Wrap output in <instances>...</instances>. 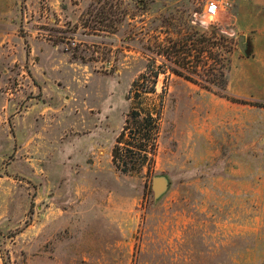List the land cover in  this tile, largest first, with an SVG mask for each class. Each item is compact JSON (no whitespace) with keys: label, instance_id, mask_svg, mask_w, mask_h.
Here are the masks:
<instances>
[{"label":"rangeland","instance_id":"1","mask_svg":"<svg viewBox=\"0 0 264 264\" xmlns=\"http://www.w3.org/2000/svg\"><path fill=\"white\" fill-rule=\"evenodd\" d=\"M13 2L0 264H264V0L207 29L198 0ZM141 144L145 161H118L140 171L118 169L114 147ZM157 175L170 187L154 201Z\"/></svg>","mask_w":264,"mask_h":264},{"label":"trees","instance_id":"2","mask_svg":"<svg viewBox=\"0 0 264 264\" xmlns=\"http://www.w3.org/2000/svg\"><path fill=\"white\" fill-rule=\"evenodd\" d=\"M176 75H178V76H183V74H181L180 72H174ZM157 74L155 73L154 75H153V77H154V79H156L157 78ZM184 78L185 79H187V80H189V78L187 77V76H184ZM152 83H153V85H152V87L151 88H142L140 91L142 92V93H154V91H155V80H153L152 81ZM206 90H208V88H205ZM154 118H151V116H148L147 118H146V121L148 122V124H151L152 122H154V120H153ZM147 124V123H146ZM146 127H147V125H145L144 127H142V128H140V129H138V128H136V130L134 131V136L136 135V136H138V135H142L141 136V140L142 141H144V140H148L149 139V136H148V134H144L146 131ZM153 129L155 130V133H154V137H153V139H155V135H156V132H157V125H155L154 127H153ZM143 131H144V133H143ZM143 133V134H142ZM120 139H122V138H120ZM154 146V144H152V147ZM148 148H147V146L146 145H139L138 146V148H137V150H138V152L137 153H133L132 152V150H128V149H124V150H122L121 152H120V148H119V146H115L114 147V149H113V151H112V159H113V162H114V164L116 165V167L118 168V169H120L122 172H124V173H127V172H130V171H140V168L139 167H137V168H131V167H129V166H127V163L125 162L124 164H122V166H121V164H119L118 163V161L120 160V159H122V161L124 160V159H132V158H134L135 156H136V158H138V159H140L141 158V160L142 161H145L146 159H147V157H148V154L150 153L148 150H147ZM152 153V152H151ZM125 161V160H124Z\"/></svg>","mask_w":264,"mask_h":264},{"label":"built area","instance_id":"3","mask_svg":"<svg viewBox=\"0 0 264 264\" xmlns=\"http://www.w3.org/2000/svg\"><path fill=\"white\" fill-rule=\"evenodd\" d=\"M248 1L249 0H198L196 6L199 9L198 11L193 12L192 14L193 18L191 19V22L193 23V21H195V23L193 24L200 26L199 17H202L205 14L212 15L210 9L213 4L215 5V16L213 19L214 21L217 18L219 12L229 10L235 5L246 3ZM212 22L209 23V26L212 24Z\"/></svg>","mask_w":264,"mask_h":264},{"label":"water","instance_id":"4","mask_svg":"<svg viewBox=\"0 0 264 264\" xmlns=\"http://www.w3.org/2000/svg\"><path fill=\"white\" fill-rule=\"evenodd\" d=\"M244 37L238 38V45L241 47L243 52H245L246 45L243 44ZM170 183L166 176L157 175L153 176L151 180V190L153 193V200L158 201L161 199L169 190Z\"/></svg>","mask_w":264,"mask_h":264},{"label":"crops","instance_id":"5","mask_svg":"<svg viewBox=\"0 0 264 264\" xmlns=\"http://www.w3.org/2000/svg\"><path fill=\"white\" fill-rule=\"evenodd\" d=\"M13 1H15V0H13ZM13 1H11V3L8 1H2V4H0V14H5L9 20V22H11V19H13L12 15H13V12L15 9V5H14Z\"/></svg>","mask_w":264,"mask_h":264},{"label":"clouds","instance_id":"6","mask_svg":"<svg viewBox=\"0 0 264 264\" xmlns=\"http://www.w3.org/2000/svg\"><path fill=\"white\" fill-rule=\"evenodd\" d=\"M210 11L212 12V15L205 14L202 17H199L200 26L204 29H207L209 26V23L213 21L215 16V5L213 4ZM195 23V21H193Z\"/></svg>","mask_w":264,"mask_h":264}]
</instances>
